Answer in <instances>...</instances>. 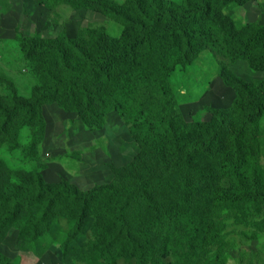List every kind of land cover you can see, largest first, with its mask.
<instances>
[{"label":"rangeland","instance_id":"rangeland-1","mask_svg":"<svg viewBox=\"0 0 264 264\" xmlns=\"http://www.w3.org/2000/svg\"><path fill=\"white\" fill-rule=\"evenodd\" d=\"M93 1H73L50 12L34 0H0V103L4 107L14 97L32 102L40 96L39 70L51 62L50 56L45 54L35 56L34 62L26 60L22 38L39 36L50 41L65 34L75 39L84 30L88 31L87 38H91L92 49L101 45L97 38H102L115 52L130 36L126 29L108 20ZM223 14L226 16L224 30L230 35H252L251 30L256 28L260 38L235 64L205 49L203 42L197 44L190 61H184L180 44L170 40L164 73L170 88L169 104L176 110L172 120L177 130L170 134L164 129L158 139L165 160L176 148L175 142L179 138L186 145L203 141L205 136H200L197 128L210 123L215 112L232 109L236 118L244 115V109L236 102L233 77L261 90L259 87L264 81V39L261 36L264 33V0H233ZM98 27L103 28L101 32ZM139 54L140 51L137 56ZM42 102L36 112L42 115L46 124L43 140L37 135L36 126L31 121L27 123L23 115L14 120L7 135L0 137L1 186L26 187L28 181L39 177L38 174L42 181L58 190L71 187L79 193L93 191V199L84 208L69 198H59L37 233L18 234L19 220L33 217L40 208L25 211L15 225L0 228V254L9 258L11 264H110L108 259H114L117 249L122 257L116 251L121 258L116 259V264H143L134 254L138 249L144 256L151 251L155 253L159 257L155 264H174L175 260L165 250L164 238L148 235L149 230L145 229L138 242L132 239L135 229L146 221L142 207L130 204L122 216H117L118 200L105 191L106 188H119L124 184L123 180L132 184L137 173L156 171L162 168V162L135 143L118 113L101 109L100 119L96 122L83 115L80 102L61 97L43 99ZM259 115L255 138L260 144L264 171V109L260 113L257 107L256 119ZM195 165L199 167L189 180L190 187L176 167L166 168V185L160 181L156 189L163 201L174 207L173 213L178 201H183L185 206L177 210L179 215L182 212L191 214L198 201H205L201 214L220 223L223 238L220 247H224L228 264H264V204H255L260 209L256 215L258 220L239 225L232 220L225 221L223 216L228 214V205L222 203L220 192L236 195L235 184L220 179L223 174L211 159L205 158ZM209 188H217L218 192L209 197L208 192L203 191ZM199 190L203 192L199 193ZM3 212L0 207V218ZM78 223L82 224V233L69 244V231ZM177 225H182L181 219ZM257 252L262 254V259L249 262L248 259Z\"/></svg>","mask_w":264,"mask_h":264},{"label":"trees","instance_id":"trees-1","mask_svg":"<svg viewBox=\"0 0 264 264\" xmlns=\"http://www.w3.org/2000/svg\"><path fill=\"white\" fill-rule=\"evenodd\" d=\"M73 1L81 2L34 0L39 7L50 12ZM232 1L179 0L174 4L165 0H94L93 4L108 20L130 34L118 50L111 51L107 40L102 38H97L101 45L92 49L91 38H87L88 31L84 30L75 39L65 34L50 41L39 36L22 38L26 60L34 62V57L42 54L51 58V62L39 70L41 95L32 102L14 97L7 107L0 103V137L7 135L14 120L23 115L27 123L31 121L36 126L37 135L43 140L46 124L42 115L36 112L40 110L43 99L61 97L66 101L80 102L83 115L96 122L100 119L101 109L118 113L135 143L161 161L162 168L150 173H137L132 184L123 180L124 184L119 188H106L105 191L118 200L117 216H122L130 204L142 207L146 221L135 229L132 239L138 242L145 229L149 230L148 235L164 238L165 250L175 260L174 264H228V257L224 247H220L223 241L220 223L201 214L205 201H198L191 214L182 212L181 215L177 210L183 209V201H178L175 213L174 207L163 201L156 189L160 181L166 185V168L176 167L190 187L189 180L199 167L195 162H202L205 158L215 162L223 174L220 179L225 183L233 182L237 189L233 196L220 192L222 203L228 205V214L223 216L225 221L232 220L239 225L258 220L256 215L260 209L255 204H264V171L260 162V144L255 138L260 118L259 115L256 119L257 107L260 113L264 109V103L260 104L264 102V81L259 87L263 91H258L233 77L236 102L244 109V115L236 118L232 109L215 112L210 123L197 128L198 134L205 136L203 141L196 140L186 145L179 138L175 142L176 148L167 154L168 160L164 159L165 153L158 146L164 129L170 134L177 130L172 120L176 117V110L169 104L170 88L164 73L170 40L180 44L184 61H190L197 44L203 42L205 49L223 56L232 64L247 55L259 40L256 28L248 36L230 35L224 30L226 16L223 12ZM98 28L100 32L103 29ZM261 36L264 39V33ZM37 176L28 181L26 187L12 184L2 187L0 184V207L4 209L0 228L12 227L20 217L23 218L25 211L40 208L33 217L19 220L18 225V234L37 233L59 198H69L84 208L93 199V191L79 193L71 187L58 190ZM217 188L203 191L212 197L218 192ZM180 219L182 225L178 226ZM81 233L82 224L78 223L69 231L67 242L72 243ZM114 251V259H108L110 264H116V259L120 258L117 252L122 255L119 250ZM134 254L143 264H155L159 258L152 251L144 256L137 249ZM252 255L249 262L256 263L262 259L260 252ZM0 264H11V260L0 254Z\"/></svg>","mask_w":264,"mask_h":264}]
</instances>
